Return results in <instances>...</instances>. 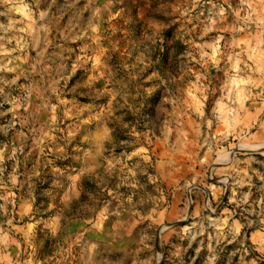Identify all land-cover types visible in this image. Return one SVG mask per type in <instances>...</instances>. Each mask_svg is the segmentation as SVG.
I'll return each mask as SVG.
<instances>
[{"label":"rangeland","instance_id":"obj_1","mask_svg":"<svg viewBox=\"0 0 264 264\" xmlns=\"http://www.w3.org/2000/svg\"><path fill=\"white\" fill-rule=\"evenodd\" d=\"M10 7L0 264H264V24L247 5Z\"/></svg>","mask_w":264,"mask_h":264},{"label":"clouds","instance_id":"obj_2","mask_svg":"<svg viewBox=\"0 0 264 264\" xmlns=\"http://www.w3.org/2000/svg\"><path fill=\"white\" fill-rule=\"evenodd\" d=\"M0 3L11 5L12 7H10L8 10L12 11L14 10L17 0H0ZM240 3L243 5H247L245 19L250 24L257 23V21H259L257 27L264 24V0H240ZM0 15H4V13H0ZM237 15H239V13H237ZM0 39H2V37H0ZM2 70L3 69H0V71ZM0 91H2V89H0ZM0 162H2V157H0Z\"/></svg>","mask_w":264,"mask_h":264}]
</instances>
